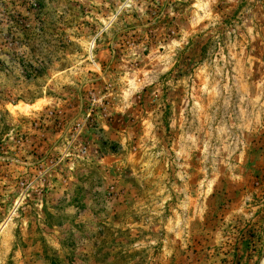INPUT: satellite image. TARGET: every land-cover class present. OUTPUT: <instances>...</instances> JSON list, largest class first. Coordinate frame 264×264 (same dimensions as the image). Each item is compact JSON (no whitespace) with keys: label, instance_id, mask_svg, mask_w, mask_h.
I'll use <instances>...</instances> for the list:
<instances>
[{"label":"rangeland","instance_id":"1","mask_svg":"<svg viewBox=\"0 0 264 264\" xmlns=\"http://www.w3.org/2000/svg\"><path fill=\"white\" fill-rule=\"evenodd\" d=\"M0 264H264V0H0Z\"/></svg>","mask_w":264,"mask_h":264}]
</instances>
